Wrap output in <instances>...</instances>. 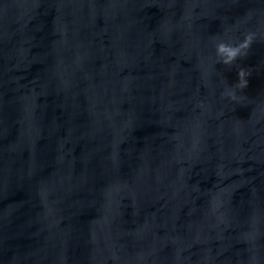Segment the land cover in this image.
<instances>
[{"label": "water", "instance_id": "water-1", "mask_svg": "<svg viewBox=\"0 0 264 264\" xmlns=\"http://www.w3.org/2000/svg\"><path fill=\"white\" fill-rule=\"evenodd\" d=\"M0 264H264V0H0Z\"/></svg>", "mask_w": 264, "mask_h": 264}, {"label": "clouds", "instance_id": "clouds-1", "mask_svg": "<svg viewBox=\"0 0 264 264\" xmlns=\"http://www.w3.org/2000/svg\"><path fill=\"white\" fill-rule=\"evenodd\" d=\"M251 40H252L251 36H248L245 38L244 42H242L238 46H232L222 42L218 45L217 48L218 54L224 57V61H223L224 63L230 64L237 59L242 49H246L250 46ZM237 75L239 78V86L246 87L248 85V80L245 79L246 77L245 70L243 68L239 69Z\"/></svg>", "mask_w": 264, "mask_h": 264}]
</instances>
